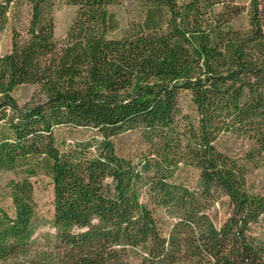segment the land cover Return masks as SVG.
I'll use <instances>...</instances> for the list:
<instances>
[{"label":"trees","instance_id":"obj_1","mask_svg":"<svg viewBox=\"0 0 264 264\" xmlns=\"http://www.w3.org/2000/svg\"><path fill=\"white\" fill-rule=\"evenodd\" d=\"M57 1L0 0V264H264V0H137L124 25L64 0L60 38ZM40 174L52 245L23 263Z\"/></svg>","mask_w":264,"mask_h":264},{"label":"rangeland","instance_id":"obj_2","mask_svg":"<svg viewBox=\"0 0 264 264\" xmlns=\"http://www.w3.org/2000/svg\"><path fill=\"white\" fill-rule=\"evenodd\" d=\"M241 2L245 0H239ZM74 6L67 3L64 0H59L56 2L53 8L54 16V27L55 35L60 38L64 35L66 26L69 23L74 11ZM110 9L114 11L119 25H124L127 21L132 19H137L140 14L139 4L137 0H119L117 3L111 4ZM234 24L244 23V12L235 15L232 18ZM8 33L3 31L0 34V50H3L8 44ZM13 95L16 101L20 103H27L34 101L40 96L38 90L33 84L23 82L13 89ZM67 129L60 127L57 130L58 137L69 136L66 134ZM135 139L133 134H129V138L126 137L124 142H129ZM133 143V141H132ZM128 144L124 147H127ZM123 147V148H124ZM125 148V149H126ZM13 174L12 170L3 171L1 173L0 179V204L6 209H10V198L8 197L7 187L5 185V180L7 177ZM35 197H37V207L35 209L36 218L34 223V232L32 234L34 238L35 246L30 250L25 257L20 258L22 262L29 261V259L40 260L42 256L47 255L50 252V246L52 245V239L54 234V227L50 223L51 216V184L47 178L40 174L36 179ZM228 208L225 204H216L213 206L211 211V216L214 222L217 224L221 223L222 219L226 215Z\"/></svg>","mask_w":264,"mask_h":264}]
</instances>
